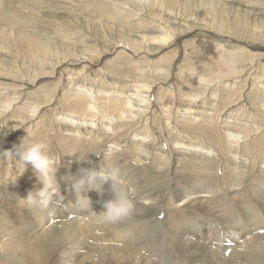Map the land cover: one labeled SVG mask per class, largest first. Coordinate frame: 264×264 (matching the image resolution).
<instances>
[{
  "label": "rangeland",
  "instance_id": "obj_1",
  "mask_svg": "<svg viewBox=\"0 0 264 264\" xmlns=\"http://www.w3.org/2000/svg\"><path fill=\"white\" fill-rule=\"evenodd\" d=\"M142 3L0 0V139H7L0 149V264H14V248L23 264H264V0ZM161 34L174 37L172 46L141 39ZM204 77L212 87L199 82ZM77 86L132 95L140 115L118 119L107 105L119 100L108 96L94 101L101 114L75 95ZM192 96V108L205 110L198 121L181 115L190 104L180 99ZM87 106L94 110L85 115ZM208 113L220 144L201 135L213 128ZM27 133L47 143L61 195L47 209L25 207L19 224L24 209H15L12 194L43 185L29 165L13 187L22 166L4 153ZM197 143L212 149L210 158L178 147ZM95 154L123 168L131 218L101 224L75 204L67 179L84 160L99 170L105 160ZM162 171L166 184L149 190L148 178ZM93 191L87 195L99 212L110 184L103 195ZM58 222L76 236L37 256L36 242L49 239Z\"/></svg>",
  "mask_w": 264,
  "mask_h": 264
},
{
  "label": "clouds",
  "instance_id": "obj_2",
  "mask_svg": "<svg viewBox=\"0 0 264 264\" xmlns=\"http://www.w3.org/2000/svg\"><path fill=\"white\" fill-rule=\"evenodd\" d=\"M85 95L87 90L82 89ZM11 153L5 152L7 156L11 154L18 161V165L22 166L19 175L13 178V185L18 178L24 173L30 165L33 174L43 187L39 189L29 190L26 197L19 196L22 206L29 210L33 208L44 210L52 203L54 198L61 195L59 185L56 181L57 165L48 155V145L42 139H37L31 134H26L21 138L18 144L13 145ZM101 156L102 154H95ZM103 156V155H102ZM105 163L101 165L99 170L96 167H81L77 173L71 175L69 188L74 198V202L82 211L88 212L97 218V222L101 224H116L134 214V198L131 190L124 185L123 176L125 175L123 168L114 162L108 161L104 156ZM91 164L90 160H84ZM110 184V198L102 201V210L97 212L93 209V201L87 195V192L95 190L100 195L104 193V185Z\"/></svg>",
  "mask_w": 264,
  "mask_h": 264
},
{
  "label": "bare ground",
  "instance_id": "obj_3",
  "mask_svg": "<svg viewBox=\"0 0 264 264\" xmlns=\"http://www.w3.org/2000/svg\"><path fill=\"white\" fill-rule=\"evenodd\" d=\"M144 2H145V4H140V5H142V6H145V5H147V6H153V7H155L156 5H157V3H160V4H162V2L164 1V0H155V2L154 3H149V1H147V0H143ZM142 10V9H141ZM61 12V11H60ZM59 12V13H60ZM150 15V14H149ZM63 16V15H62ZM172 17V16H171ZM178 23V22H177ZM181 25H183V24H181ZM179 36H183L182 34H179ZM142 40H143V42H144V44H147V45H150V43H153V44H155V45H157V46H159V48L160 47H165L166 45H168V46H172V44H173V42L175 41L174 40V37L173 36H168V35H165V34H161V35H158V36H155V41L154 42H150L151 40H149V39H147V38H145V36H142V38H141ZM156 73V72H155ZM197 75V74H196ZM206 77V76H205ZM205 77L204 78H199L200 80H199V82H201L202 84H203V86H205V87H207V86H211V82H208V80H205ZM229 81V80H228ZM233 81V82H232ZM227 82V81H226ZM231 82L232 83H236L237 82V79L236 80H234V79H232L231 80ZM205 83H207V86H206V84ZM201 84V85H202ZM231 85V83H230V85L228 86L229 87V89L230 88H232V90L234 89V88H237V87H235V85ZM212 87V86H211ZM150 86H147L146 88H144V86H143V89H145V91L146 92H149L150 91ZM209 88V87H208ZM82 89H85V90H87V95H85L84 94V92H82ZM75 90H77L78 91V94H75L76 96H80L79 98H81L82 99V102L83 103H85V104H88V106L89 105H95L96 107H97V109H99V111L101 112V109L99 108V106H98V102H94V101H98L99 100V97H106V96H108L111 100H119V106L118 107H113V106H111V105H107V108H112L113 109V112H115V113H117V114H119V118L118 119H120V117H121V115H126V116H128L130 113H131V116L134 118H137L139 115H140V111H141V108L140 107H136V103H135V101L133 100V97H131L132 95H124V96H122L121 94H118L116 91H107L106 93H101V92H92L91 90H89V89H86V88H84V87H81V86H77V87H75V89H74V91ZM147 97H148V95H146ZM183 96V95H182ZM124 97V98H123ZM189 97V96H188ZM204 98V97H203ZM203 98H200V101L203 99ZM180 100H182L183 102H185V103H188V104H190V106L189 107H187V108H185V110H181V109H177V111H179V110H181L182 112H183V114H182V112H181V115L183 116V118H187V119H191V121H195V120H197L198 121V116H195L196 114H201V113H204V111L205 110H200L199 108L198 109H193L192 108V105H193V107H197V101H198V99H197V96H192V97H190V98H184V99H180ZM100 101H104V102H106L105 100H100ZM145 102H148L149 101V99L148 100H144ZM196 105V106H195ZM87 106V108L85 109V111H84V113H85V115H87V114H89L88 113V111H89V107ZM169 105L167 104L166 105V107H168ZM193 109V110H192ZM91 111L92 110H94L93 109V106L91 107V109H90ZM133 111H137L136 113L135 112H133ZM142 113H144V111L142 110ZM101 114H103V112H101ZM109 114V113H108ZM121 114V115H120ZM209 115L208 116H211V117H209V119H207V120H210V122H211V124H212V129H209V128H205V127H203V131H202V133H201V135H202V137L208 142V143H215L216 141L218 142V144H220L219 143V140L222 138V133H221V131L219 130V128L216 126V124H214L213 123V121H214V118L216 117L215 116V114H211L210 115V113H208ZM204 115V114H203ZM124 117V116H123ZM231 117V116H230ZM133 119V120H136V119ZM201 118V120H202V123H205L207 120H206V118H203V117H200ZM234 118V117H233ZM63 119H64V121L65 122H67V121H70L68 118H64L63 117ZM125 119V118H124ZM128 119V118H127ZM235 119V118H234ZM126 120V119H125ZM109 122V123H114V121L112 120V118L110 117V116H106V122ZM237 121V120H236ZM238 122V121H237ZM223 123L224 124H227V125H231V124H234V122H233V120H229V118H226V119H223ZM222 123V124H223ZM81 124H84V123H81ZM87 123H85V125H86ZM80 127H86V126H82V125H80ZM89 127H95V125H94V123H89V125H88V128ZM87 128V127H86ZM213 130H215V133H214V131ZM207 132V133H206ZM6 136V135H5ZM229 136L231 137H233V138H231V139H233V141H237L236 140V138H238L239 136L237 135V134H234V132H231L230 134H229ZM43 140V139H42ZM99 143V142H98ZM182 144V143H181ZM181 144H178L177 146L180 148V150H183V151H185V152H187V153H189V152H192V153H195L196 154V152H198V151H200L199 152V154H201V152L203 153V154H206L205 156H207L208 158H210V155H212L211 153H213V152H211L210 153V150H212V149H210V148H208V147H206V146H201V144H199V143H197L195 146H193V145H186V144H184V145H181ZM189 144V143H188ZM7 145V139H0V149H2V148H4L5 146ZM177 148V147H176ZM215 150H217L216 148H215ZM14 158V157H13ZM84 166H86V167H91L90 166V164L88 163V162H86L85 164H84ZM0 174H1V172H0ZM4 176V175H3ZM166 176H167V173L165 172V171H162L161 172V175L159 176V177H157V178H151V179H149L148 178V181H149V185H150V187H152V188H149V190H152V189H158V188H161L162 186H164L165 184H166V182H164V179L166 178ZM2 177V176H1ZM213 177L214 176H212L211 178H207V179H213ZM157 179H160V182H157ZM11 180V179H10ZM205 181H206V183H208V181L205 179ZM3 182V181H2ZM13 183V182H12ZM12 186V184H10L9 185V187H11ZM4 187V186H3ZM13 187H17V185H13ZM209 192V191H208ZM183 192L181 191L180 193H179V196H180V194H182ZM7 194H9L8 192H7ZM6 194V195H7ZM18 192H15V194H12V195H14V201L17 203L16 205H15V209L16 210H19L20 208H23L24 209V214H22V215H20L19 216V224H20V220H23L24 219V217H25V207L24 206H22L20 203H18V201H19V196H22V197H26L27 196V194L28 193H26L25 194V192L24 191H21V193H19L18 195ZM93 194L95 195V196H99V194H98V192L97 191H93ZM198 195H195V196H192V198L193 197H197ZM182 197H184V195L182 196ZM106 200V199H105ZM185 200V199H184ZM97 201H99V206L101 207V208H98V207H95V209H97L99 212L102 210V201H100V200H97ZM7 203V202H6ZM12 205V204H11ZM27 208V207H26ZM183 210V209H182ZM55 211V210H54ZM53 211V212H54ZM180 212V211H179ZM29 213H27V215H28ZM29 216V215H28ZM61 222V221H60ZM60 222H58L57 223V226H56V229L54 230V233L53 234H50V235H48L49 236V239H45L43 236L40 238V240L38 241V242H36V245H37V247H38V250L37 251H39V253H38V255L37 256H40V257H44V254L46 253V252H48V251H51V249L53 248V246L55 245V243H53L54 241H56L57 239H61V238H64V239H73L74 238V236H76V233H77V231H76V229L75 228H72V226H70V225H68V224H64V223H60ZM49 233V232H48ZM47 235V234H46ZM47 236V237H48ZM46 237V238H47ZM262 255V253H258L257 255ZM34 261H36V259L34 260ZM13 262H14V264H23V260H22V257H21V254H19V249L18 248H14V250H13Z\"/></svg>",
  "mask_w": 264,
  "mask_h": 264
}]
</instances>
